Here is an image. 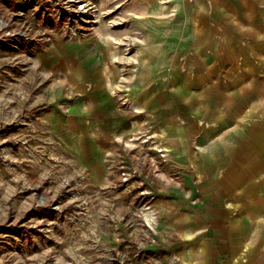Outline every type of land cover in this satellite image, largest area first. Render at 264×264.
<instances>
[{"label":"rangeland","instance_id":"1","mask_svg":"<svg viewBox=\"0 0 264 264\" xmlns=\"http://www.w3.org/2000/svg\"><path fill=\"white\" fill-rule=\"evenodd\" d=\"M226 1L0 0V264H161L147 249L154 192L141 186L184 175L170 158L163 174L149 125L115 139L103 177L85 165L89 150L82 149L95 148L84 143L77 106L86 58L77 54L70 71L64 53L84 45L91 58L105 59L101 40H111L119 75L114 114H138L126 94L144 52L154 64L159 47H176V34L193 40L211 32L214 58L223 56L229 69L242 57L259 76L248 77L259 88L247 83L246 94L264 100V0H233L237 11Z\"/></svg>","mask_w":264,"mask_h":264},{"label":"crops","instance_id":"2","mask_svg":"<svg viewBox=\"0 0 264 264\" xmlns=\"http://www.w3.org/2000/svg\"><path fill=\"white\" fill-rule=\"evenodd\" d=\"M224 3L237 11L233 0ZM211 37L195 33L187 40L176 34V47H159L154 64L145 48L141 72L126 94L142 112L127 115L114 114L120 110L112 92L119 75L111 40H101L107 44L105 59L91 58L84 45L68 47L70 71L77 54L86 58V88L77 106L86 126L84 143L95 148L82 149L89 150L85 165L103 177L104 158L116 138L128 140L137 129L154 127L157 133L149 136L157 142L153 155L161 171L170 158L184 180L142 183L153 190L157 210L148 251L161 264H264V100L249 98L245 89L252 73L259 76L242 57L227 69L223 56L214 58L217 47L209 51ZM186 41L190 47L184 49ZM258 84L248 83L255 89Z\"/></svg>","mask_w":264,"mask_h":264}]
</instances>
